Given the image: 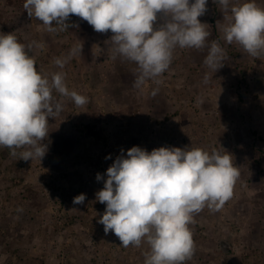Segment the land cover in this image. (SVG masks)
Instances as JSON below:
<instances>
[{
  "label": "rangeland",
  "instance_id": "374dc122",
  "mask_svg": "<svg viewBox=\"0 0 264 264\" xmlns=\"http://www.w3.org/2000/svg\"><path fill=\"white\" fill-rule=\"evenodd\" d=\"M24 2L0 0V34L11 33L25 45L42 43V49H26L37 71L49 78L64 72L69 90L88 103L76 106L53 92L63 110L49 118L41 161L20 159L26 148L13 156L0 146V264H145L146 242L123 247L98 223L106 204L96 193L106 170L133 146L229 154L240 171L234 194L219 211L205 207L195 215L189 225L195 253L185 264H264V55L253 58L224 40L228 14L207 0L206 13L198 17L211 32L206 47H177L157 78L161 83L149 79L137 88L138 67L113 58L110 30L96 32L71 15V27L48 32L28 15ZM256 3L264 7V0ZM213 41L226 53L215 73L204 64ZM79 44L82 53L69 56ZM58 57L67 58L63 69L54 63ZM81 193L84 203L73 204Z\"/></svg>",
  "mask_w": 264,
  "mask_h": 264
},
{
  "label": "clouds",
  "instance_id": "9594fccd",
  "mask_svg": "<svg viewBox=\"0 0 264 264\" xmlns=\"http://www.w3.org/2000/svg\"><path fill=\"white\" fill-rule=\"evenodd\" d=\"M225 14L224 40L238 44L253 58L264 55V7L256 0L236 5L232 0H214ZM30 17L42 22L48 32L63 31L75 15L96 32L113 33V58L123 57L138 67L134 86L146 80L161 83L179 47L203 49L211 36L198 17L207 11V0H25ZM161 23L157 24V21ZM58 28L53 27V24ZM42 43H21L11 33L0 34V146L15 156V149L26 148L20 159H41L48 146L49 118L63 110V102L53 96L70 98L84 106L88 98L69 90L65 73L48 75L37 71L35 58L28 54ZM82 44L69 56L81 54ZM225 50L213 41L204 64L214 73L223 66ZM67 58L54 63L63 69ZM209 77L206 75L204 82ZM158 89L152 91L155 96ZM198 103H203L202 100ZM123 153V150H121ZM240 171L232 157L213 150L161 146L151 152L139 146L121 154L106 170L104 187L96 199L106 204L98 223L105 233L113 232L123 247H140L146 242L145 264H185L195 253L189 227L205 207L219 211L232 198ZM96 179L103 176L97 174ZM86 195L74 197L83 204Z\"/></svg>",
  "mask_w": 264,
  "mask_h": 264
}]
</instances>
